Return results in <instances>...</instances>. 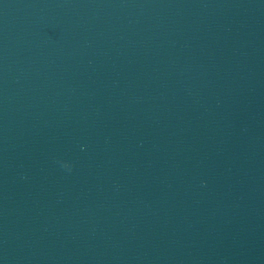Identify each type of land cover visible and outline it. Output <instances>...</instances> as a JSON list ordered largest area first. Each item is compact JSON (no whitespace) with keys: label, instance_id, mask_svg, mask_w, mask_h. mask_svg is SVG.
Masks as SVG:
<instances>
[{"label":"water","instance_id":"water-1","mask_svg":"<svg viewBox=\"0 0 264 264\" xmlns=\"http://www.w3.org/2000/svg\"><path fill=\"white\" fill-rule=\"evenodd\" d=\"M264 207V0H0V264H241Z\"/></svg>","mask_w":264,"mask_h":264}]
</instances>
